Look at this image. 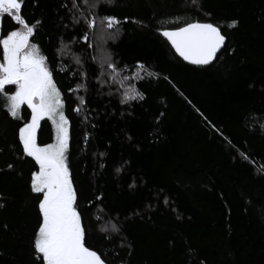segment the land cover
I'll list each match as a JSON object with an SVG mask.
<instances>
[{"label":"trees","instance_id":"16d2710c","mask_svg":"<svg viewBox=\"0 0 264 264\" xmlns=\"http://www.w3.org/2000/svg\"><path fill=\"white\" fill-rule=\"evenodd\" d=\"M76 4L24 0L22 14L41 22L31 43L62 95L86 246L106 264H264V0ZM81 14L120 24L101 40L97 23L76 22ZM1 22L0 38L18 27L7 16ZM185 22L221 28L227 42L212 64L188 63L161 35ZM102 41L117 78L129 76L142 100L121 103L123 85L102 84L94 58ZM30 120L27 105L14 119L0 96V264H37L42 197L30 182L38 165L18 136ZM54 138L46 117L37 143Z\"/></svg>","mask_w":264,"mask_h":264},{"label":"snow or ice","instance_id":"6c2138e0","mask_svg":"<svg viewBox=\"0 0 264 264\" xmlns=\"http://www.w3.org/2000/svg\"><path fill=\"white\" fill-rule=\"evenodd\" d=\"M196 2L192 0L193 4ZM23 7L24 0H0V18L7 16L18 26L0 38V96L5 98L7 112L14 119L19 118L22 105L31 109V120L19 128L18 136L23 155L31 157L38 165V171L32 172L30 182L31 192L42 197L38 200L39 224L32 244L34 260L37 264H106L100 254L86 246L85 230L66 156L69 121L62 110V95L48 67L47 58L41 54L38 45L31 43L41 22L29 24L22 14ZM73 7H77L76 0H73ZM81 20L89 29L96 27L95 17L86 19L81 14L76 22ZM102 23L108 29H115L120 21L115 17H105ZM176 23L179 24V20ZM236 23L233 21L230 27H235ZM161 35L183 60L197 66L212 64L226 42L221 28L212 23L185 22L174 30H163ZM84 40L87 41V35ZM108 67L116 71L113 64L109 63ZM138 67L144 69V65ZM135 78L143 77L137 72ZM9 85L15 86L11 95L5 92ZM143 98L135 87L130 86L121 103ZM75 110L79 112L80 109ZM45 117L54 126L55 143L41 147L37 143V129ZM261 127L264 128V123ZM8 167L12 168V165ZM0 207L3 205L0 204ZM108 230L101 229L103 232Z\"/></svg>","mask_w":264,"mask_h":264},{"label":"rangeland","instance_id":"374dc122","mask_svg":"<svg viewBox=\"0 0 264 264\" xmlns=\"http://www.w3.org/2000/svg\"><path fill=\"white\" fill-rule=\"evenodd\" d=\"M102 21L103 20L96 19V23L98 25L97 26L98 31H97L96 37L100 38L101 40H105L109 37H112L113 33H108L110 29H108L102 23ZM0 22H1V18H0ZM104 43L105 42L102 41V45H100L101 47L98 46L97 50L95 51V57H94L99 62V64H101V81H102V84L105 85L106 84L105 80L110 78V80L115 85H118L119 89H122V85H123L124 89H122V94L124 95L126 90L132 85L131 78L129 76H126V77H128V79H125V76L117 78V76H116V75H118L117 71L113 72V70L108 67V64L111 62H110V59H109L107 52L103 48ZM63 112H64V110H63ZM53 128H54V126H53ZM54 134H55V131H54ZM53 143H55V138H54ZM40 146L43 147L42 145H40ZM66 156H67V153H66Z\"/></svg>","mask_w":264,"mask_h":264},{"label":"water","instance_id":"95a60500","mask_svg":"<svg viewBox=\"0 0 264 264\" xmlns=\"http://www.w3.org/2000/svg\"><path fill=\"white\" fill-rule=\"evenodd\" d=\"M222 34H223V33H222ZM226 42H227V38H226ZM226 42H225V45H226ZM225 45H224V47H225ZM224 47H223V48H224ZM223 48L220 50V52L223 50ZM220 52H218L217 57H218V55L220 54ZM215 60H216V59H215ZM215 60H214V61H215ZM214 61H213V62H214ZM30 110H31V109H30ZM40 123H41V121H40ZM38 129H39V128H38ZM38 129H37V133H38Z\"/></svg>","mask_w":264,"mask_h":264}]
</instances>
